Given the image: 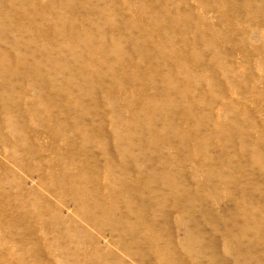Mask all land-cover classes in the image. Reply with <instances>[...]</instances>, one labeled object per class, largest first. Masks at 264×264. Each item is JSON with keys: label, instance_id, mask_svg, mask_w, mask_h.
I'll use <instances>...</instances> for the list:
<instances>
[{"label": "rangeland", "instance_id": "obj_1", "mask_svg": "<svg viewBox=\"0 0 264 264\" xmlns=\"http://www.w3.org/2000/svg\"><path fill=\"white\" fill-rule=\"evenodd\" d=\"M4 1V7L7 5L10 13L7 18L0 11V36L5 35L11 43L20 37L29 47L27 50L31 49L32 53L23 51L26 56L19 62L15 60L9 44L0 41V71L3 70L5 74L1 72L0 75V264H69L58 258L60 252L54 240L50 239V228L42 234L37 229H34V233L33 228L7 229V204L15 205L17 192L23 194L26 193L25 190L29 193L28 201L35 196L32 191L39 193L52 205V208L49 206L51 212L55 208L60 218L67 220L73 229L71 233L82 244L79 254L83 251L91 252L99 246L103 254L111 252L125 264H194L186 253V246L174 247L173 262H162L157 261L153 250L140 249L144 242L139 243L140 245L132 242L134 238L152 241L155 236L152 230L147 233L143 232V228L138 231L137 227V234L131 235L124 231L120 235L116 234L113 227L106 225L103 214L107 212L111 216L129 214L125 207L115 209L114 199L118 200L119 197L111 195L109 188L105 187L108 181L113 180L111 170L120 171L117 167L119 157L115 154L119 147L127 158L129 178L138 173L142 182L139 190V184L126 181L129 189L136 191L137 208L142 203V198L157 203L159 197L156 192L161 188H166L168 193L172 189H179L187 197L186 214L194 211V218L204 232V236L199 238L200 242L210 246L195 254L196 261L210 264L208 255L216 240L214 261H225L227 264H264V0H249L250 3L248 0H225L227 4L223 3L224 5L219 0H210L209 7L198 3L199 0H70L69 4H65L66 0H61L65 5L63 8L60 0ZM3 19L7 22L6 26ZM36 21L38 22L34 23ZM65 21L68 23H64ZM10 30L18 35L14 37L9 34ZM4 31L6 34H3ZM135 34H140V37L136 38ZM61 35L66 38L63 39ZM51 49H54L53 56L64 50L65 56L72 59L77 57L75 71L79 79L72 76L71 81H67L70 72L64 73L61 66L49 69L46 54L42 52L46 53ZM105 49L109 53L105 54ZM140 52L146 59L144 66L140 61ZM138 66L140 69L145 67V71L138 69ZM10 70L19 74L13 77ZM31 71H36V77ZM22 73L28 76L24 77L25 74ZM54 73L58 75L55 77ZM21 75L23 82L15 79L22 77ZM30 81L42 85L45 91H42L41 97L37 96L38 92L34 88L27 86L32 84ZM102 81L105 86L100 83ZM2 82L10 83V91L7 88L5 91ZM61 85L64 87L61 88ZM92 93L97 95L96 98ZM165 93L168 98H163ZM66 102L71 104L67 105ZM73 105L77 107L76 110ZM68 107L74 108V111ZM165 116L169 117L167 119L172 127L166 125ZM116 130L119 136L117 140L113 137ZM67 142H70V146ZM29 151L33 154L30 155ZM72 155L84 162L83 169L80 164H64ZM209 156L214 158L215 165L210 166L213 171L200 166V172L195 174V166L190 162L207 161L204 157ZM133 159L136 162L129 166ZM237 162L240 165H236ZM169 168L174 170L173 174L167 173ZM62 171H67L72 178L67 177L63 182L60 179ZM150 172H153L151 178L157 182L166 172L163 180L165 184H145ZM216 172L227 182L219 183ZM238 174H241L240 177L244 176L243 180L235 181ZM173 177H176V187L171 189L168 182ZM82 178L89 180L91 184V189L88 187L89 191H86L87 196L101 199L97 214L84 202L82 187L76 194L73 193L72 179L80 181ZM117 188L120 189L118 186ZM242 188L245 192L240 196L238 190H243ZM226 192L235 201L245 204L250 215L241 214L239 208L227 199ZM161 203L150 210L160 217L168 210L166 214L168 213L169 223L163 218L155 222L153 216L147 215L146 224L158 226L163 240L167 236L166 231H171L174 238L178 239L184 229L176 223L179 210L175 207H161ZM91 217L93 218L90 220ZM49 221L50 217L45 216L44 222ZM216 221L221 228H218ZM249 222L251 225L244 228ZM167 224L169 228L162 230ZM225 226L232 229L228 233L240 241L237 248L243 250L236 252L235 248L233 258H228L229 254L224 253L223 242L220 241L226 236L225 231H220ZM236 229L239 230L237 234L234 232ZM127 251L130 255H127Z\"/></svg>", "mask_w": 264, "mask_h": 264}, {"label": "bare ground", "instance_id": "obj_2", "mask_svg": "<svg viewBox=\"0 0 264 264\" xmlns=\"http://www.w3.org/2000/svg\"><path fill=\"white\" fill-rule=\"evenodd\" d=\"M30 1V0H29ZM37 1V0H36ZM61 1V0H60ZM59 1V2H60ZM69 1L70 0H66L65 1V4L66 3H68L69 4ZM210 0H199L198 1V3H201V4H203V5H206V6H208L209 7V2ZM219 1H221L220 3H222V5H224L226 2H225V0H219ZM219 1H218V3H219ZM236 1V0H235ZM234 1V2H235ZM249 1V0H248ZM248 1H247V4H249L251 1H249V3H248ZM260 1V0H259ZM5 1L4 0H0V11H2L3 12V14L5 15V17H7V14L8 13H10L9 12V10H8V7H7V5H6V7H4V3ZM14 2V1H13ZM20 2V1H19ZM19 2H17V4L19 3ZM24 2V1H23ZM23 2H22V4H23ZM58 2V3H59ZM233 2V3H234ZM37 3V2H36ZM53 3H54V1H53ZM165 3V2H164ZM167 3V2H166ZM215 3V2H214ZM213 3V4H214ZM224 3V4H223ZM21 4V5H22ZM54 4H56V3H54ZM61 4H62V8H63V5H64V3H62V1H61ZM212 4V3H211ZM211 4H210V6H211ZM227 4V3H226ZM246 4V5H247ZM20 5V4H19ZM245 5V8H247V6ZM13 6V5H12ZM15 6H17L18 7V5H15ZM26 6V5H25ZM36 6V5H35ZM65 6V5H64ZM216 6H217V4H216ZM219 6V5H218ZM252 6V5H251ZM55 7V6H54ZM165 7V6H164ZM207 7V8H208ZM212 7H213V5H212ZM19 8V7H18ZM58 8H59V6H58ZM68 8V7H67ZM153 8V7H152ZM214 8H217V7H214ZM220 8V7H219ZM20 9V8H19ZM60 9V8H59ZM18 11V10H17ZM47 12V11H46ZM154 12H156L155 11V9H154ZM253 12V11H252ZM14 13V12H13ZM158 13V12H157ZM1 14V13H0ZM14 14H16V13H14ZM37 14V13H36ZM51 14H53V12H51ZM56 14V13H55ZM79 14V13H78ZM81 14V13H80ZM156 14V13H155ZM18 15H19V13H18ZM38 15V14H37ZM54 15V14H53ZM66 15V14H65ZM158 15H159V13H158ZM166 15V14H165ZM9 16V15H8ZM12 15H10V17H11ZM15 16V15H14ZM13 16V17H14ZM21 16V15H20ZM19 16V17H20ZM48 16V15H47ZM94 16V15H93ZM97 16V15H96ZM157 16V15H156ZM160 16V15H159ZM159 16H157L158 18H161V17H159ZM162 16H163V13H162ZM18 17V18H19ZM34 17H36V16H34ZM39 17H41L40 15H39ZM64 17V16H63ZM76 17V16H75ZM74 17V18H75ZM77 17H78V15H77ZM92 17V16H91ZM154 17V16H153ZM8 18V17H7ZM6 18V19H7ZM17 18V17H16ZM30 18V17H29ZM37 18H38V16H37ZM65 18H66V16H65ZM69 18V17H68ZM124 18H126V17H124ZM162 18H164V16L162 17ZM161 18V19H162ZM14 19V18H13ZM46 19V18H45ZM59 20H60V18H58ZM71 19V18H70ZM145 19V18H144ZM17 20V19H16ZM15 20V21H16ZM44 20V19H43ZM46 20H48V19H46ZM53 19H51V21H52ZM67 20H69V19H67ZM90 20V19H89ZM202 20V19H201ZM32 21H33V19H32ZM31 21V22H32ZM93 21V20H92ZM23 22H24V20H23ZM31 22H29V23H31ZM38 21H36V22H34V23H37ZM40 22V21H39ZM54 22V21H53ZM57 22V21H56ZM62 22V21H61ZM95 22V21H94ZM64 23H68V22H64ZM99 23V22H98ZM130 23V22H129ZM204 23V22H203ZM202 23V24H203ZM3 24L6 26L7 25V22L5 21L4 22V19H3ZM19 24H21L20 22H19ZM22 24H24V23H22ZM88 25V24H87ZM90 25H91V23H90ZM98 25V24H97ZM24 26V25H23ZM34 26V25H33ZM146 26V25H145ZM191 26V25H190ZM8 27V26H7ZM5 28V30L8 32V28ZM68 27V26H67ZM66 27V28H67ZM71 27H72V25H71ZM89 27V26H88ZM126 27V26H125ZM128 27V26H127ZM134 27H136V26H134ZM134 27L132 28L133 30H134ZM143 27H144V25H143ZM36 28V27H35ZM34 28V29H35ZM70 28V27H69ZM73 28V27H72ZM91 28V27H90ZM93 28V27H92ZM137 28V27H136ZM149 28V27H148ZM22 29V28H21ZM37 29V28H36ZM39 29V28H38ZM139 29V28H138ZM137 29V30H138ZM62 30H64V29H62ZM93 30H94V28H93ZM92 30V31H93ZM105 30V29H104ZM128 30V29H127ZM132 30V31H133ZM147 30V29H146ZM146 30H145V32H146ZM148 30H150V29H148ZM215 30V29H214ZM214 30H213V32H214ZM37 31V30H36ZM71 31V30H70ZM73 31H74V28H73ZM101 31H102V29H101ZM142 31V30H141ZM141 31H139V32H141ZM186 31V30H185ZM195 31H196V29H195ZM194 31V32H195ZM216 31V30H215ZM33 32V31H32ZM57 32H59V30L57 31ZM75 32V31H74ZM98 32H99V30H98ZM105 32H106V30H105ZM134 32V31H133ZM144 32V31H143ZM143 32H142V34H143ZM176 32V31H175ZM187 32V31H186ZM92 33V32H91ZM95 33V32H94ZM97 33V32H96ZM107 33V32H106ZM121 33H123V32H121ZM132 33V32H131ZM135 33H136V31H135ZM188 33V32H187ZM190 33V32H189ZM188 33V34H189ZM3 34H6V32L4 31L3 32ZM9 34H12V35H14V37H16L17 35H18V33H16L15 31H13V30H10V33ZM32 34H34V33H32ZM61 34V33H60ZM90 34V33H89ZM99 34V33H98ZM105 34V33H104ZM103 34V35H104ZM133 34V33H132ZM150 34V33H149ZM155 34V33H154ZM192 34V33H191ZM214 34V33H213ZM25 35V34H24ZM31 35V34H30ZM83 35V34H82ZM86 35V34H85ZM97 35V34H96ZM102 35V36H103ZM136 35V34H135ZM140 35V34H139ZM137 36L136 38H138V37H140V36ZM184 35V34H183ZM187 35V34H186ZM20 36V35H19ZM35 38H38V37H36L35 35H33ZM65 35H61V37L64 39V38H66V37H64ZM72 36H73V34H72ZM71 36V37H72ZM76 36V35H75ZM93 36V35H92ZM113 36V35H112ZM124 36V35H123ZM128 36V35H127ZM132 36V35H131ZM143 36V35H142ZM176 36V35H175ZM11 37V36H10ZM99 37V36H98ZM97 37V38H98ZM101 37V36H100ZM104 37L106 38V36L104 35ZM133 37V36H132ZM132 37H130V39L132 38ZM135 37V36H134ZM34 38V39H35ZM43 38H45V37H43ZM110 38V37H109ZM129 38V37H128ZM154 38V37H153ZM6 39H7V37H5V35H3V36H0V41L1 42H3V43H8L9 44V47L12 49V52L14 53V56H15V60H17V61H19L20 62V60H21V58L23 59V58H25V56H26V54H23L22 52L24 51V52H27V53H29V51L31 52V49H29V51L27 50V48H29V47H27L26 46V44L21 40V38L19 37L17 40H16V42H13V43H11V42H9L8 41V39H7V41H6ZM13 39V38H12ZM29 39V38H28ZM40 39H41V37H40ZM39 39V40H40ZM139 39H142V38H139ZM169 39V38H168ZM193 39V38H192ZM27 40V39H26ZM31 40V39H30ZM33 40V39H32ZM38 40V39H37ZM38 40V41H39ZM106 40V39H105ZM143 40V39H142ZM42 40H40V42H41ZM57 41V40H56ZM108 41V40H107ZM112 41V40H111ZM120 41V40H119ZM123 41V40H122ZM124 41H126L125 39H124ZM123 41V42H124ZM141 41V40H140ZM140 41H138V44L140 43ZM144 41V40H143ZM193 41V40H192ZM32 42V41H31ZM64 42V41H63ZM127 43V42H126ZM195 43V42H194ZM29 44V43H28ZM31 44V43H30ZM29 44V45H30ZM39 44V43H38ZM41 44H43V43H41ZM52 44V43H51ZM54 44V43H53ZM79 44V43H78ZM115 44V43H114ZM122 44V43H121ZM145 44V43H144ZM154 44V43H153ZM50 45V44H49ZM132 45H134V44H131V46ZM31 46V45H30ZM44 46V45H43ZM54 46V45H53ZM56 46V45H55ZM106 46V45H105ZM128 46V45H127ZM136 46V45H135ZM140 46V45H139ZM139 46L137 47L138 49H139ZM169 46V45H168ZM173 46V45H172ZM8 47V46H7ZM6 47V48H7ZM45 47V46H44ZM50 47V46H49ZM110 47V46H109ZM143 48H144V46H142ZM178 47V46H177ZM181 47H183V46H181ZM35 48V47H34ZM59 48H61V47H59ZM78 48V47H77ZM106 48V47H105ZM129 48V47H128ZM150 48V47H149ZM148 48V49H149ZM153 48V47H152ZM185 48V47H184ZM188 48V47H187ZM9 49V48H8ZM7 49V50H8ZM33 49V48H32ZM91 49V48H90ZM141 49V48H140ZM42 50V49H41ZM46 50H48V49H46ZM54 50V49H53ZM52 49H51V51H47L46 53L45 52H42V53H44V54H46V56L45 55H43V56H45L46 57V59H47V62H48V67H49V69H51L53 66L56 68V67H59V66H61L62 68H63V70H64V73H68V72H70V77H69V79L67 80V81H71L70 79L71 78H73V77H78L77 76V72L75 71V69H76V62H77V57L75 58V59H72V57H68V56H65V54H64V50H62V52H58L57 54H56V56H53L54 54H52L53 51ZM77 50V49H76ZM106 50V49H105ZM104 50V51H105ZM130 50V49H129ZM128 50V51H129ZM173 50V49H172ZM171 50V51H172ZM35 51V50H34ZM37 51V50H36ZM45 51V50H44ZM91 51V50H90ZM131 51V50H130ZM71 52V51H70ZM133 52V51H132ZM6 53V52H5ZM32 53V52H31ZM55 53H56V51H55ZM77 53V52H76ZM90 53V52H89ZM107 53H109L107 50L105 51V54H107ZM112 53V52H111ZM35 54V53H34ZM116 54V53H115ZM133 54H136V53H133ZM5 55H7V54H5ZM8 55H10L9 53H8ZM31 55V54H30ZM111 55V54H110ZM120 55V54H119ZM140 56H142L141 58H140V61H141V63H142V66H144L143 64H145L144 62H146V59H144V56L141 54V52H140V54H139ZM31 56H35V55H31ZM42 56V57H43ZM72 56V55H71ZM108 56V55H107ZM113 56V55H112ZM131 56H133L132 55V53H131ZM139 56V57H140ZM36 57H37V55H36ZM83 57V56H82ZM12 58V57H11ZM14 58V57H13ZM109 58H110V56H109ZM113 58H114V56H113ZM112 58V59H113ZM134 58H135V55H134ZM42 59V58H41ZM132 59H133V57H132ZM43 60V59H42ZM80 60V59H79ZM85 60H86V58H85ZM106 60H108V58H106ZM111 60V59H110ZM135 60V59H134ZM44 61V60H43ZM43 61H41V62H43ZM113 61V60H112ZM14 62V61H13ZM54 62V63H53ZM115 62V61H114ZM15 63V62H14ZM13 63V64H14ZM21 65V64H20ZM82 65V64H81ZM111 65H113V64H111ZM40 66V65H39ZM43 66V65H42ZM115 66V65H114ZM139 66H141V65H139ZM138 66V67H139ZM1 67H2V65H1ZM12 67H14L13 65H12ZM112 67V66H111ZM167 67V66H166ZM11 68V67H10ZM23 68V67H22ZM13 68H11V70H12ZM24 69V68H23ZM48 69V68H47ZM48 69V70H49ZM54 69V68H53ZM80 69V68H79ZM115 69H116V67H115ZM138 69H140V67L138 68ZM2 70V69H1ZM5 70V69H4ZM6 70H7V68H6ZM10 70V71H11ZM16 70V69H15ZM14 70V71H15ZM25 70H27L26 68H25ZM58 70V69H57ZM77 70H78V67H77ZM100 70V69H99ZM140 70H142V71H145V67L144 68H141ZM147 70V69H146ZM13 71V70H12ZM12 71H11V73L8 71V73H10L11 74V76H13V77H15V76H17V73L18 72H13L12 73ZM17 71V70H16ZM23 71V70H22ZM54 71H56V70H54ZM53 71V72H54ZM62 71V70H61ZM60 71V72H61ZM108 71V70H107ZM112 71H113V69H112ZM1 72L4 74V72H3V70L2 71H0V75H1ZM21 72V71H20ZM24 72V71H23ZM34 72H36V71H34ZM34 72L32 73V71H31V73H32V75L33 76H35L36 77V75H34ZM50 72V71H49ZM58 72V71H57ZM81 72V71H80ZM147 72V71H146ZM6 73V72H5ZM52 72H50V74H51ZM83 73V72H82ZM81 73V74H82ZM89 73H91V72H89ZM95 73V72H94ZM98 73H99V71H98ZM116 73V72H115ZM120 73V72H119ZM124 73V72H123ZM19 74V73H18ZM21 74V73H20ZM22 74H25V73H22ZM84 74V73H83ZM97 74V73H96ZM102 74V73H101ZM106 74V73H105ZM108 74V73H107ZM5 75V74H4ZM7 75H9V74H7ZM39 75V74H38ZM52 75V74H51ZM54 75H55V77L58 75H56L55 73H54ZM67 75V74H66ZM65 75V77H67ZM91 75V74H90ZM104 74H102V76H103ZM116 75H118V73L116 74ZM126 75V74H125ZM124 75V76H125ZM10 76V77H11ZM19 76V75H18ZM22 76V75H21ZM24 77L25 76H28L27 74H25V75H23ZM23 76L22 77H17V78H15V79H18V80H22V78H23ZM30 76V75H29ZM33 76H31V77H33ZM48 76V75H47ZM73 76V77H72ZM80 76V75H79ZM122 76V75H121ZM8 77V76H7ZM39 77V76H38ZM94 75L92 76V78L94 79ZM98 77V76H97ZM115 77V76H114ZM27 78V77H26ZM29 78V77H28ZM80 77H78V79H79ZM106 78V77H105ZM120 78V77H119ZM123 78V77H122ZM3 79V78H2ZM1 79V80H2ZM14 79V80H15ZM32 80L34 79V78H31ZM47 79H49V78H47ZM57 79V78H56ZM109 79V78H108ZM6 80H8V78H6ZM29 80V79H28ZM27 80V81H28ZM61 80H63V78L61 79ZM75 79H73V81H74ZM89 79H88V76H87V80L86 81H88ZM92 80V79H91ZM121 80H123V79H121ZM20 81L18 82V83H20ZM26 81V80H25ZM40 81V80H39ZM48 81V80H47ZM54 81V80H53ZM60 81V80H59ZM66 81V80H65ZM65 81H64V84H65ZM66 81V82H67ZM79 81V80H78ZM81 81L82 80H80V84H81ZM93 81V80H92ZM101 81V80H100ZM21 82H23V80L21 81ZM29 82V81H28ZM75 82H77V80L75 81ZM98 82V81H97ZM96 82V83H97ZM104 82H106L107 83V81H104ZM110 82V81H109ZM108 82V83H109ZM10 83H12L13 84V82L12 81H10ZM9 83V84H10ZM30 83H32L31 85H27V86H31L32 88H34L35 89V91H37L38 93H37V96H39V97H41L42 95V91H45V90H43L42 89V85L41 84H38V83H36V82H34V81H30ZM41 83V82H40ZM79 83V82H78ZM86 83V82H85ZM100 83H103V81L102 82H100ZM9 84L8 83H6V82H2V85H4L5 86V91H6V88H7V90H9V88H10V86H9ZM63 84V83H62ZM79 84V85H80ZM83 84V83H82ZM24 85V84H23ZM22 85V86H23ZM68 85V84H67ZM75 85V84H74ZM96 85V84H95ZM101 85V84H100ZM103 85H104V83H103ZM152 85V84H151ZM16 86V85H15ZM19 86V85H18ZM94 86V85H93ZM102 86V85H101ZM105 86V85H104ZM154 86V85H153ZM17 87V86H16ZM15 87V88H16ZM21 87V86H20ZM24 87H26V85H24ZM43 87H44V85H43ZM62 87H64L63 85H61V88ZM80 87V86H79ZM78 87V88H79ZM103 87V86H102ZM152 87V86H151ZM150 87V88H151ZM28 88V87H27ZM45 88H48V89H50L51 90V88H49V87H45ZM90 88V87H89ZM107 88V87H106ZM155 88V87H154ZM1 89H2V86H1ZM0 89V90H1ZM29 90L31 89L30 87L28 88ZM42 89V90H41ZM87 89H88V86H87ZM93 89V88H92ZM12 90V89H11ZM50 90H49V92H50ZM83 90V89H82ZM104 90H107V89H105L104 88ZM3 91V90H2ZM10 91V90H9ZM34 91V90H33ZM92 91V90H91ZM95 91V90H94ZM97 91V90H96ZM101 91V90H100ZM12 92H14V91H12ZM78 92H80V91H78ZM83 92V91H82ZM86 92V91H85ZM84 92V93H85ZM102 92V91H101ZM6 93V92H5ZM19 93V92H18ZM66 93V92H65ZM89 93V92H88ZM94 93H96V92H94ZM98 93V92H97ZM9 95H10V92L8 93ZM16 94V93H15ZM20 94V93H19ZM49 94V93H48ZM79 94V93H78ZM78 94H76L77 95V97L80 95H78ZM13 95V94H12ZM44 95V94H43ZM52 95V94H51ZM61 95V94H60ZM103 95V94H102ZM106 95V94H105ZM162 95V94H161ZM176 95H177V92H176ZM0 96H2L1 95V93H0ZM4 96V95H3ZM15 97H14V99H16L17 97H16V95H14ZM18 96H20V95H18ZM25 96V95H24ZM23 96V97H24ZM45 96V95H44ZM64 96V95H63ZM87 96H89V95H87ZM91 96V95H90ZM92 96H94L93 95V93H92ZM97 96V95H96ZM96 96H94V98H96ZM163 96V98H168V94L167 93H165L164 95H162ZM170 96V95H169ZM11 97V96H10ZM77 97H76V99H77ZM81 98H84V97H82V95L80 96ZM79 97V98H80ZM153 97V96H152ZM47 98H48V96H47ZM51 98V97H50ZM53 98H54V96H53ZM101 98V97H100ZM155 97H153V99H154ZM9 99V98H8ZM12 99V98H11ZM20 99H21V96H20ZM26 99V98H25ZM75 99V98H74ZM103 99V98H102ZM156 99V98H155ZM180 99H181V97H180ZM18 100V99H17ZM22 100V99H21ZM55 100V99H54ZM54 100H51V101H54ZM80 100V99H79ZM78 100V101H79ZM101 100V99H100ZM162 100V99H161ZM160 100V101H161ZM169 100V99H168ZM10 101H12V100H10ZM32 101V100H31ZM65 101H67L66 99H65ZM18 102V101H17ZM22 102V101H21ZM72 102V101H71ZM71 102H66L67 103V105H68V103H70L71 104ZM162 102H164L163 100H162ZM38 103V102H37ZM65 103V102H64ZM75 103V102H74ZM78 103V102H77ZM161 103V102H160ZM60 104V103H59ZM55 105H57L58 106V104H55ZM60 105H62V104H60ZM80 105V104H79ZM171 105V104H170ZM51 106V105H50ZM56 106V107H57ZM63 106V105H62ZM74 106V105H73ZM59 107V106H58ZM61 107V106H60ZM66 107V106H65ZM70 107H71V105H70ZM70 107H68V108H70ZM75 107V106H74ZM161 107H164L163 105L161 106ZM72 108V107H71ZM70 108V109H71ZM76 108L77 107H75V110H76ZM53 109H54V107H53ZM74 109V108H73ZM73 109H71V110H73ZM166 109V108H165ZM10 110V109H9ZM56 110V109H55ZM59 110V109H58ZM66 110H67V108H66ZM46 111V110H45ZM44 111V112H45ZM50 111H52V110H50ZM57 111V110H56ZM69 112H70V110H68ZM74 111V110H73ZM14 112V111H13ZM32 112V111H31ZM63 112V111H62ZM12 113V112H11ZM20 113V112H19ZM18 113V114H19ZM25 113V112H24ZM28 113V112H27ZM73 113V112H72ZM15 114V113H14ZM17 114V113H16ZM66 114H67V112H66ZM24 115V114H23ZM60 115H62V114H60ZM65 115V114H64ZM20 116V115H19ZM21 116H22V114H21ZM66 116V115H65ZM142 116V115H141ZM17 117V116H16ZM166 117V125L167 126H169V127H172V125L168 122V119L167 118H169V117H167V116H165ZM15 118V117H14ZM18 118V117H17ZM148 118V117H147ZM20 119V118H19ZM143 120H144V118H142ZM23 120H25L26 121V118L24 119L23 118ZM148 120V119H147ZM161 120V119H160ZM10 121V120H9ZM14 121V120H13ZM21 121V120H20ZM8 122V121H7ZM22 122V121H21ZM57 122V121H56ZM75 122H77V121H75ZM11 123V122H10ZM10 123H8V124H10ZM17 123H18V121H17ZM20 123V122H19ZM60 123V122H59ZM139 124H141L140 123V121L138 122ZM126 124V123H125ZM11 125V124H10ZM70 127H71V125H69ZM83 126H85V125H83ZM22 127V126H21ZM73 127V126H72ZM19 128V127H18ZM67 128V127H66ZM22 129H23V127H22ZM25 129V128H24ZM166 130V129H165ZM117 132H115V135H113V137H114V139L115 140H117V138H119V136H118V130H116ZM15 132H17V130H15ZM66 133V132H65ZM140 133V132H139ZM223 133V132H222ZM223 135V134H222ZM63 136H66V135H63ZM27 137V136H26ZM62 137V136H61ZM30 138V137H29ZM19 140H20V138H18ZM17 139V140H18ZM32 139V138H31ZM35 139V138H34ZM245 140H246V138H244ZM244 139H242V140H244ZM62 141H63V139H62ZM26 142V141H25ZM70 143V142H69ZM69 143L67 142V144L69 145ZM218 144H220V143H218ZM70 146V145H69ZM85 146V145H84ZM255 146V145H254ZM68 147V146H67ZM220 147V146H219ZM255 147H258V145H256ZM214 149H217V148H213V150ZM220 149H222V148H220ZM228 150H229V148H228ZM84 151V150H83ZM216 151V150H215ZM214 151V152H215ZM230 151V150H229ZM213 152V153H214ZM225 151H223V153H224ZM251 152V151H250ZM216 153V152H215ZM228 153V152H227ZM252 153V152H251ZM29 154L31 155V154H33V152L31 153V151H29ZM28 154V155H29ZM88 154V153H87ZM115 154L117 155V157H119V160H118V163H117V167H119L120 168V171H117V172H114L113 170H111V172H110V175H111V178H113V180H111V181H108L106 184H105V187H108L109 188V192L111 193V195L112 194H114V196H116V197H119V198H117L118 200H116V199H114L115 200V202H114V205L116 206L115 207V209L116 210H119L120 209V207H125V208H127L128 209V212H129V214L128 215H123V216H118V215H116V216H111V213H108L107 212V214H103L104 216H103V218L105 219V223H106V225H108V226H111V227H113L114 228V230H115V232H116V234H122V232H129V233H131V235H133V234H137L138 232H135L136 231V228L137 227H139L138 228V231L141 229V228H143L144 230H143V232H147L148 233V231H153V233H155V236L152 238V241H150V240H146V239H144V238H141V239H137V238H134L133 239V243L134 244H137V245H140L139 243H141V242H144V243H142L141 245H140V249L142 250L143 248H147L146 250H153L154 252H155V256L157 257V261H162V262H173V260H175L174 258H172L173 257V255H174V252H175V249H174V247L175 246H182V247H184V246H186V253H188L189 254V256H190V258H191V260L193 261V263L194 264H203L202 262H199V261H196V258H194V256H195V254L197 253V252H202L203 250H207V249H209L210 248V246L209 247H207V245L206 244H202L201 242H200V239L199 238H201V237H203L204 236V232L201 230V228L200 227H202V226H200L197 222H196V220H195V218H194V215H193V213H194V211H191V213H189V214H186V210H185V207L187 206L186 205V202H187V197L185 196V195H183L180 191L181 190H179V189H172V188H175L176 187V185H175V182H176V177H173V179L170 181V182H168V184H169V186H170V188L172 189V190H170V192L168 193V191L166 190V188H161L160 190H158L157 192H156V194L158 195V197H159V199H158V201H157V203H159V202H162L161 204H160V206L162 207H166L167 209L168 208H173V207H175L177 210H179V217L176 219V223H177V225H182L183 227H184V229H183V234H182V236L181 237H179L178 239L177 238H174V236H173V234L171 233V231H166V233H167V236H166V238H165V240H163L162 239V237H161V231H160V228H158V226H154V225H152V224H146V217H147V215L149 216V217H152L153 216V218H154V221L155 222H158V220H160L161 218H163V220H166V221H168V223H169V219H168V216H167V214H166V211H168V210H166L165 211V214L162 216V217H160V216H158V214H154V211H151L150 210V208L151 207H156V205H157V203L156 202H152L150 199H144V198H142V203L141 204H138L139 205V207L137 208V203H136V201H135V196H136V191L134 190V191H131V189H129V186L127 185V183H126V181L127 180H131V182H128V183H131V184H139L140 186H139V190H140V187H141V184H142V182H140V179H139V175H138V173L137 174H134L131 178H129V173H130V171L128 172V166H127V158H125V156H124V154H123V152H122V150L120 149V147L119 148H117V150L115 151ZM220 154H222V153H220ZM28 155H27V157H28ZM211 156H212V153L210 154ZM254 155V154H253ZM263 155V154H262ZM218 156V155H217ZM225 156V155H224ZM55 157V156H54ZM232 157V156H231ZM230 157V158H231ZM264 156H262V158H263ZM31 158V157H30ZM109 158L111 159H113V156H111V155H109ZM207 161H203V162H200V163H198V162H190V163H192V165L193 166H195V168H193V171L195 172V174H196V172H200V166L202 167V168H205V169H207V170H210V171H213L212 170V168L210 167L211 165H212V167H213V165H215V163H214V158H212V157H204ZM224 158V157H223ZM52 160V159H51ZM71 160V161H70ZM83 160V159H82ZM136 160H137V158H136ZM136 160L135 159H133L132 161H131V163H129V166L130 165H132V164H134L135 162H136ZM228 160V159H227ZM230 160V159H229ZM254 160V159H253ZM252 160V161H253ZM163 162H165V160H162ZM223 161V160H222ZM225 161V160H224ZM223 161V162H224ZM186 162H188L187 160H186ZM228 162V161H227ZM68 163H74V164H80V168H82V167H84V162L83 161H80V159H75L74 158V155H72L71 157H70V159H69V161L68 162H66V163H64V164H68ZM230 164H231V161H230ZM229 164V165H230ZM232 164H234V163H232ZM236 165H240V164H238V162L236 163ZM234 166V165H233ZM38 167H40V166H38ZM43 167H45V166H43ZM218 167V166H217ZM227 167V166H226ZM235 167V166H234ZM238 167V168H237ZM236 168L237 169H239V170H241V167L240 166H237ZM42 168V167H41ZM40 168V169H41ZM231 168V167H230ZM83 169V168H82ZM228 170H229V168H227ZM214 170H216V168L214 169ZM222 170V169H221ZM234 170H236L235 168H234ZM224 171V170H223ZM63 172V171H62ZM173 172H174V170L172 169V168H169V170H168V172L167 173H171V174H173ZM234 172V171H233ZM153 172H150L149 173V177L146 179V181H145V184H147V185H149V184H151V183H158V184H162V185H164L165 183L163 182V180H164V177H165V174H166V172H165V174H164V176H162L161 177V179L160 180H158V182L157 181H154L152 178H151V174H152ZM226 173V172H225ZM237 173V172H236ZM228 175H229V173H228ZM239 175H241V174H238L237 176L238 177H235V181L237 180H243V178H244V176H239ZM71 175L70 174H68V172L67 171H64L63 172V175L61 176V180L63 179V182L66 180V178L67 177H70ZM216 176L218 177V179H219V183H222V182H227L226 181V179L225 178H223L222 176H221V174L219 173V172H216ZM232 176H236V175H232ZM4 176H2L1 178L4 180V178H3ZM70 178H72V177H70ZM207 178V177H206ZM210 178H212V177H210ZM1 179V180H2ZM229 179H230V177H229ZM231 179H233L232 177H231ZM54 180H55V178H54ZM60 180V181H61ZM74 179H72V183L74 182V186L72 187V190L74 191L73 193H77L78 191H80V188L82 187L83 188V190H84V195H83V199H84V202H86V204H87V206L89 207V208H92L93 209V211H94V214H97L98 213V208L100 207V203H101V199L100 200H97L96 198L95 199H92V198H90V197H88L87 196V194H86V191H89V188L91 189V184H89L90 182H89V180H87V179H85V178H82L80 181H73ZM59 181V182H60ZM230 181V180H229ZM229 181H228V183H229ZM6 182H7V180H6ZM232 182V181H231ZM9 183V182H8ZM235 183V182H234ZM18 184V183H17ZM63 184V183H62ZM157 184V185H158ZM225 184V183H224ZM3 185V184H2ZM156 185V184H155ZM156 185V186H157ZM226 185V184H225ZM20 186V185H19ZM117 186L118 187H120V189L119 188H117ZM143 186V185H142ZM226 186H228V185H226ZM16 187V186H15ZM89 187V188H88ZM225 187V186H224ZM231 186H229V188H230ZM107 188V189H108ZM225 188H227V187H225ZM243 190H238L239 191V194L238 195H240V196H242L243 194H244V192H245V189L244 188H242ZM227 191H228V188H227ZM8 192V191H7ZM12 191H10V193H11ZM25 192L26 193H21V192H17V194H16V197L14 198V200L16 201V204L15 205H13L12 204V206H11V204L9 205V204H7V229H9V230H13V229H15V228H19V227H23V228H26L25 230H28V229H30V228H33V231H34V229H37L36 231H38L40 234H42L43 232H45V230L47 229V228H50L51 229V234H50V239H53L54 240V242H55V245L57 246V249H59V254L57 255L58 256V258L60 259V261L61 260H64V261H67L69 264H125V263H122V259H119L118 257H116L113 253H111V252H106V253H104L103 254V250L99 247V246H97V248L96 249H94L93 251H91V252H87V251H83L81 254H79L80 253V251H81V249H82V244L80 243V242H77L76 241V239H75V237H74V235L71 233V232H73V229H72V226L70 225V224H68V222H67V220H65V219H62V218H60V214H59V212H57L56 211V209L54 208V210L55 211H53V209H52V211L53 212H51V209L49 210V206L51 205L50 203H49V201L48 200H46L45 198H43L42 196H40L39 195V193H36V192H33L32 191V194L33 195H35L34 196V198L33 197H31L32 199L31 200H29L28 201V192L25 190ZM155 192V188H154V191H153V193ZM229 192V191H228ZM9 193V192H8ZM225 193V192H224ZM227 193V192H226ZM86 194V195H85ZM175 195V196H174ZM176 195H177V197H176ZM223 195V194H222ZM3 196V195H2ZM15 196V195H14ZM226 196H228L227 197V199L231 202V204L232 205H236L238 208H239V212L241 213V214H249L250 215V213L248 212V209H247V206L245 205V204H242V203H239V202H237V201H235L234 200V198H233V196L231 195V194H229V193H227V195ZM226 196H224V197H226ZM10 197V196H9ZM29 198H30V195H29ZM123 199V200H122ZM7 200H9L8 198H7ZM11 200V199H10ZM188 200L191 202V200L188 198ZM260 200V199H259ZM258 200V201H259ZM6 201V200H5ZM8 202V201H7ZM12 203V202H11ZM190 206H192V205H190ZM189 206V207H190ZM194 207V206H193ZM203 207V206H202ZM208 207V206H207ZM51 208H52V205H51ZM174 208V209H175ZM192 208V207H191ZM190 208V209H191ZM204 208V207H203ZM210 208V207H209ZM189 209V210H190ZM193 209V208H192ZM199 210V209H198ZM203 210V209H202ZM151 211V212H150ZM210 211V210H209ZM1 212V211H0ZM49 213H50V215H49ZM151 213V214H150ZM208 214V213H207ZM211 214V213H210ZM45 216H47V217H50V221H49V223H45L44 221H45ZM93 217H91L90 218V220L92 219ZM205 218V217H204ZM206 219V218H205ZM89 219H88V221H90ZM208 220V219H207ZM4 221V220H3ZM70 221V220H69ZM205 221V220H204ZM209 221V220H208ZM207 221V222H208ZM221 221V220H220ZM201 222V221H200ZM222 222V221H221ZM209 223V222H208ZM216 223L218 224V226H219V223L216 221ZM215 223V224H216ZM4 224H5V222H4ZM203 224V223H202ZM127 225H129V226H127ZM207 225V224H206ZM220 225H221V223H220ZM225 225H226V221H225ZM249 225H251V223L249 222L247 225H245L244 226V228L245 227H247V226H249ZM191 226V227H190ZM99 227V226H98ZM169 228V226H168V224L164 227V228H161L162 230H165V229H168ZM218 228H221L220 226L218 227ZM32 230V229H31ZM230 230H232L231 228H229L228 226L226 227L225 226V228L223 229V230H221L220 229V231H225L226 233V236H224L223 238H221V242H223V246H224V253L226 252V254H229L228 255V258H233L234 256V252H233V250L235 249V248H237V244L240 242L238 239H236L235 237H231V234L230 233H228V231H230ZM142 231V230H141ZM217 231V230H216ZM237 231H239V230H237L236 229V231L234 230V232L237 234ZM22 232V231H21ZM27 232V231H26ZM34 233H36L35 231H34ZM224 233V232H223ZM30 237V236H29ZM32 237H33V234H32ZM37 237V236H36ZM20 238H21V236H20ZM79 238H81V237H79ZM156 238V239H155ZM12 239V238H11ZM15 239V238H14ZM22 239V238H21ZM25 239H27V238H25ZM32 239V238H31ZM35 239V238H34ZM33 239V240H34ZM45 239V238H44ZM52 240V241H53ZM15 241V240H14ZM30 241V240H29ZM29 241H27L28 243H30ZM119 241H122L121 239L119 240ZM145 241H146V245H145ZM25 243H26V241H24ZM23 242V243H24ZM20 243V242H19ZM27 243V244H28ZM37 244V243H36ZM39 244H41V243H39ZM45 243H43V245H44ZM50 244H53V242L52 243H50ZM72 245V246H71ZM151 245H152V247H151ZM41 246V245H40ZM52 246V245H51ZM56 246L54 247V246H52V247H54V248H56ZM148 246V247H147ZM31 248H33L32 246H30ZM37 247H38V245H37ZM47 247V246H46ZM69 247V248H68ZM51 249H53V248H51ZM213 249H215L216 251H217V242H216V240H215V242L213 243V245H212V252H210V254L208 255V257H209V259L211 260V262H210V264H227V262H225V261H214V259H215V255H214V250ZM163 251L165 252V253H163ZM243 250L242 249H240V248H237L236 249V252H242ZM55 252H57V250L55 249ZM182 252V251H181ZM194 252V253H193ZM53 253V252H52ZM183 254V253H182ZM127 255H130L129 254V252L127 251ZM39 256V255H38ZM40 258V257H39ZM36 259V258H35ZM55 259H56V257H55ZM132 259H134V257H132ZM135 259H136V257H135ZM58 260V259H57ZM177 264H179V263H177Z\"/></svg>", "mask_w": 264, "mask_h": 264}]
</instances>
